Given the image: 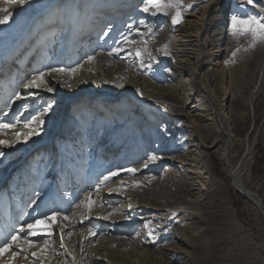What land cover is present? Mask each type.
I'll list each match as a JSON object with an SVG mask.
<instances>
[{"label":"rangeland","instance_id":"rangeland-1","mask_svg":"<svg viewBox=\"0 0 264 264\" xmlns=\"http://www.w3.org/2000/svg\"><path fill=\"white\" fill-rule=\"evenodd\" d=\"M211 1L228 0H198L191 7ZM169 2L174 6H153ZM79 3L0 0V8L12 13L0 25V124L10 125L0 140L11 145L0 146V245L20 228L26 233L29 223L59 213L42 225L51 227V235L28 237L37 246L22 245L23 253L12 259L13 251L20 252L14 244L0 264H264L262 214L232 191L213 138L188 127L175 91L194 90L172 76V41L183 23L185 0H153V5L148 0H85L71 55L56 63L66 46L61 38L79 16ZM228 3L224 13L210 15L205 32L209 48L225 49V57L220 66L203 68L200 78L225 99L239 155L246 135L264 124V98L253 109L247 103L264 62V39L251 50L250 33L233 35L231 25L220 22L234 10L232 0ZM177 11L181 22L173 24ZM250 15L242 12L243 19ZM73 51L78 62L71 64ZM44 64L49 67L43 69ZM55 68L79 70L68 75ZM41 73L44 83L26 90L24 84ZM49 104L52 108L40 117ZM33 117L44 123L24 142L25 125ZM122 124H127L123 130ZM197 137L201 148L191 164L206 168L208 178L186 179L184 167L166 160H179L182 141ZM105 140L117 150L103 159ZM250 166L249 184L264 200L261 140ZM113 172L118 175L105 183ZM196 187L197 200L187 202ZM104 191L108 195L99 196ZM231 195L240 198L238 208ZM128 201L162 211H123ZM62 226L60 235L56 230ZM33 252L42 255L33 257Z\"/></svg>","mask_w":264,"mask_h":264},{"label":"bare ground","instance_id":"bare-ground-1","mask_svg":"<svg viewBox=\"0 0 264 264\" xmlns=\"http://www.w3.org/2000/svg\"><path fill=\"white\" fill-rule=\"evenodd\" d=\"M197 1L198 0H185V8L182 10L183 23L176 29L175 36L172 41V49L174 50L173 54L176 58V70L172 76H175L176 78L179 77L181 84L193 86L195 91L187 87H182L180 89H176L175 91L178 92V98L183 101L182 110L186 114L189 121L188 127L194 128L197 126L200 130H204L205 133L208 132L213 138L212 146L216 148L220 154L223 167L230 179V187L232 191L248 201L262 214L264 218V200L259 194L258 189L249 184L250 165L256 152L257 141L261 140L264 147V124L259 126V129L256 130L257 134L255 132L250 135H246L244 148L241 150L240 154L237 155L234 143L237 139L232 133L231 113L226 107V101L224 98L221 100L222 95L217 96L210 89H207L201 83L200 78L201 70L203 68L207 66H210L211 68L220 66L226 54L225 49L223 48L221 49L215 46L213 48H209L205 32L207 31L208 25L212 22L213 17L210 15H213L216 12L224 13L231 5L228 3L229 0L222 4H215L216 2L211 1L202 4L199 8L193 10V7L191 6L196 4ZM84 6L85 0H80L78 6L79 16L71 26L66 36L61 38L62 43H65L66 46L57 57L56 63L61 61L65 55H71L73 37L75 34L74 30H76L79 20L84 14L81 10ZM232 7L234 10L231 12L230 17L222 18L220 21L221 23L225 22L227 24L228 22V24L231 25V17L233 15L243 19L242 12L244 10L251 13L249 17H256L264 22V0H251V2H249V0H232ZM251 8L254 12H251ZM258 41L259 39L251 41L248 48L255 50L257 48ZM74 52L75 51H73V53ZM73 55L74 56H72L70 62L71 64L78 62L75 57L76 53ZM47 66L49 67V65H45L43 69ZM98 95V93L91 94V96L94 97ZM248 98L249 101L247 103L252 109L258 101L264 98V62L257 84ZM222 101H225V103L222 104ZM126 125L127 124H122L120 128L123 130ZM108 141L109 140H105L102 143V145H105L102 156L103 159L110 157V154L113 152L115 153L117 150L116 144L106 145ZM180 148L184 151L183 157L176 161L168 159L166 162L174 166L184 167L186 179H200L201 175L203 178H208L206 168L199 169L196 168L195 165L191 164V162L195 161V156L199 154L201 140L198 137L193 140L185 139V141H182L180 144ZM143 165L144 164H141V166ZM192 190L194 193L189 192L187 194V202H193L198 198L197 195L199 194L200 189L196 187ZM101 195L106 197L108 194L104 191L99 196ZM126 202L125 205H122V210L129 211L133 214L136 212L149 213L153 211L155 215V212L162 211L159 208L137 205L134 201H128L127 204ZM61 228V230H56L58 234L64 233L63 231L65 226H62Z\"/></svg>","mask_w":264,"mask_h":264},{"label":"snow or ice","instance_id":"snow-or-ice-1","mask_svg":"<svg viewBox=\"0 0 264 264\" xmlns=\"http://www.w3.org/2000/svg\"><path fill=\"white\" fill-rule=\"evenodd\" d=\"M15 0H7V3L12 4ZM28 0H20L21 4L27 3ZM251 2V0H249ZM148 3L150 5H153V0H148ZM157 8L159 7H173V2H169L168 4L160 5L155 4L153 5ZM149 9L148 7L144 8V11L147 12ZM0 13H6V15L0 16V25L6 24L9 19L12 16L11 11H9L8 8H0ZM181 22V14L179 11L176 12L175 16L172 19L173 24H178ZM231 30L233 35H240V34H251L254 39H264V22H262L260 19H257L256 17H249L247 19H240L236 15H233L231 17ZM120 49H117V52H119ZM139 55V53H138ZM233 56H235V53H233ZM79 69L78 68H72V69H64V68H55L52 71L57 73H64L67 72L68 75L75 74ZM44 83V74L41 73L39 76L33 77L32 80L27 81L24 84V88L26 90L29 89H35L38 88L40 85ZM47 91L51 92L52 89L49 87L46 89ZM20 97L18 96L17 99ZM52 108V105L49 104L46 108L43 109V111L40 113V117H43L49 109ZM44 121L40 119L39 117H33L31 121L28 122V124L25 125L26 128H28V131L24 134V142H27L28 139L31 138L34 134H39L38 129L41 124H43ZM35 124L36 127H29V125ZM10 127L8 124H0V132H3L4 130H7ZM16 139L19 141L20 136L17 135ZM0 146L2 147H10L11 145L7 141L0 140ZM4 156L3 152H0V159H2ZM147 167V165H145ZM130 173H135L137 169L129 168L127 169ZM118 173L113 172L109 176L104 177V182L106 183L111 179L112 176H116ZM139 186V185H137ZM35 203V201H33ZM92 201L89 199V207L91 206ZM79 207V205H77ZM59 213L53 212L51 215H45L42 219H37L33 223H29L27 225V232L25 233L24 228H20L18 232L13 234L10 238L5 239L2 245H0V257H2L6 252L12 249L13 245L15 244L18 248H20V252H12V259H15L18 255L23 253L24 249L22 245L27 244L28 247H36L37 245L28 237H37L41 234L47 233L48 235H51V227H42L45 223L50 224L51 222H54L55 217ZM67 219V217H65ZM21 233H25L24 237H21ZM151 234V233H150ZM63 239V237H62ZM46 243V242H45ZM63 247V243L61 244ZM42 255V253H36L33 252L32 256L37 257ZM24 259H28V256L25 255Z\"/></svg>","mask_w":264,"mask_h":264},{"label":"trees","instance_id":"trees-1","mask_svg":"<svg viewBox=\"0 0 264 264\" xmlns=\"http://www.w3.org/2000/svg\"><path fill=\"white\" fill-rule=\"evenodd\" d=\"M220 178H224L222 175H217ZM231 198H234V204L238 208L237 202L240 201V198L237 195H231Z\"/></svg>","mask_w":264,"mask_h":264}]
</instances>
